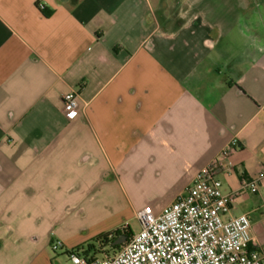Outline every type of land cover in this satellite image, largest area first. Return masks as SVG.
Returning <instances> with one entry per match:
<instances>
[{
	"label": "crops",
	"instance_id": "0c3cea01",
	"mask_svg": "<svg viewBox=\"0 0 264 264\" xmlns=\"http://www.w3.org/2000/svg\"><path fill=\"white\" fill-rule=\"evenodd\" d=\"M234 140L223 194L264 169V0H0V264H62ZM242 214L261 251L264 185Z\"/></svg>",
	"mask_w": 264,
	"mask_h": 264
},
{
	"label": "built area",
	"instance_id": "2783aa9c",
	"mask_svg": "<svg viewBox=\"0 0 264 264\" xmlns=\"http://www.w3.org/2000/svg\"><path fill=\"white\" fill-rule=\"evenodd\" d=\"M78 109V92L62 96V113L70 118ZM239 149L234 140L221 156L203 167L191 184L160 213L145 206L136 213L140 230L114 253L82 256L67 253V264H264V249L254 252L250 219L242 214L225 219L233 202L244 192L256 193L264 185V169L243 180L239 191L223 194L220 159ZM53 253L61 250L59 241L51 243Z\"/></svg>",
	"mask_w": 264,
	"mask_h": 264
},
{
	"label": "rangeland",
	"instance_id": "374dc122",
	"mask_svg": "<svg viewBox=\"0 0 264 264\" xmlns=\"http://www.w3.org/2000/svg\"><path fill=\"white\" fill-rule=\"evenodd\" d=\"M174 185V184H173ZM160 193L159 196H154L152 194L149 195H142V196H128L125 199L124 203V211L122 214H120L117 217L111 218L110 220L107 221V225L109 226H117L120 227L119 229H116L112 232H119V233H124V232H129L130 234H137L140 230V226L138 223V220L136 218V211L140 210L142 206L146 204L153 205L154 207H161V209L165 208L166 202H168L171 197L172 193L168 191ZM116 234H113L112 236L114 237ZM93 240L90 242L92 243ZM94 244V243H93ZM95 245V244H94ZM95 247L99 250V246L96 244ZM106 251V252H105ZM112 254V252H108V247L104 246L96 253V257L102 258L103 255H108ZM60 258H62V264H67V256L65 255H60Z\"/></svg>",
	"mask_w": 264,
	"mask_h": 264
},
{
	"label": "trees",
	"instance_id": "16d2710c",
	"mask_svg": "<svg viewBox=\"0 0 264 264\" xmlns=\"http://www.w3.org/2000/svg\"><path fill=\"white\" fill-rule=\"evenodd\" d=\"M113 234H116L114 237L112 236ZM120 235H124L126 236V239L128 240V238L130 237V233L129 232H124V233H119L117 231L115 232H110L107 234H103L99 237H97L96 239L93 240L92 243L87 244L86 246H81L79 248H76L73 252H75L76 254L82 255V256H90L93 257L96 255V253L98 251H100V249L104 246L108 247V252H112L114 253L115 251H117L122 245L120 246H112L113 241L118 238ZM126 240V241H127ZM99 246V250L95 247V245ZM106 252V251H105Z\"/></svg>",
	"mask_w": 264,
	"mask_h": 264
},
{
	"label": "water",
	"instance_id": "95a60500",
	"mask_svg": "<svg viewBox=\"0 0 264 264\" xmlns=\"http://www.w3.org/2000/svg\"><path fill=\"white\" fill-rule=\"evenodd\" d=\"M125 242H126V236L120 235L118 238H116L113 241L112 246H120L123 245Z\"/></svg>",
	"mask_w": 264,
	"mask_h": 264
},
{
	"label": "flooded vegetation",
	"instance_id": "af4514ba",
	"mask_svg": "<svg viewBox=\"0 0 264 264\" xmlns=\"http://www.w3.org/2000/svg\"><path fill=\"white\" fill-rule=\"evenodd\" d=\"M127 240V239H126Z\"/></svg>",
	"mask_w": 264,
	"mask_h": 264
},
{
	"label": "snow or ice",
	"instance_id": "6c2138e0",
	"mask_svg": "<svg viewBox=\"0 0 264 264\" xmlns=\"http://www.w3.org/2000/svg\"><path fill=\"white\" fill-rule=\"evenodd\" d=\"M74 115V114H73Z\"/></svg>",
	"mask_w": 264,
	"mask_h": 264
}]
</instances>
